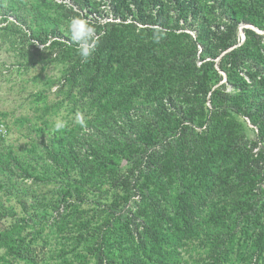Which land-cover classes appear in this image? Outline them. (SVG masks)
Instances as JSON below:
<instances>
[{
	"label": "trees",
	"instance_id": "obj_1",
	"mask_svg": "<svg viewBox=\"0 0 264 264\" xmlns=\"http://www.w3.org/2000/svg\"><path fill=\"white\" fill-rule=\"evenodd\" d=\"M70 1L0 0V44L30 33L65 65L56 101L35 94L46 139L0 149V192L24 213L0 199V264L49 263L68 246L67 264H239L247 253L260 264L264 76L260 87L258 69L250 84L238 70L264 63V0ZM76 14L99 37L86 62L68 35ZM61 109L72 118L53 132L48 114ZM28 178L58 187L29 202Z\"/></svg>",
	"mask_w": 264,
	"mask_h": 264
},
{
	"label": "rangeland",
	"instance_id": "obj_2",
	"mask_svg": "<svg viewBox=\"0 0 264 264\" xmlns=\"http://www.w3.org/2000/svg\"><path fill=\"white\" fill-rule=\"evenodd\" d=\"M67 3H71L70 0H64ZM250 26L249 24H241L239 27L241 41L244 39L245 30L244 27ZM35 29L37 28L34 25ZM259 33H264V30L254 27ZM30 33L25 35L23 33H18L12 37V41L9 45L0 44V149L7 151L9 149H14L17 152L24 153L30 147L31 143L35 141H40L46 139L45 134H41L40 128L43 126L41 120L42 101L38 102L36 95L44 94L46 100L50 103L56 101L59 96L56 95L55 91L57 89L56 83L60 79L62 72L64 70V63L61 61L49 62V50L44 49L43 46L39 45L38 42L29 38ZM36 60V64L33 66L27 65L26 62L29 60ZM42 63H47L42 64ZM253 62H247L242 65L238 73L243 77L249 84L254 83L251 72L259 70L257 74V81L260 83L261 77L264 76V63L263 65H254ZM29 66V67H28ZM223 74V81L226 82L229 88H233L232 84L227 81L226 71L220 69ZM264 81V78L261 79ZM263 85L260 83V87ZM252 89V87H249ZM263 89V88H262ZM239 90V89H238ZM264 90V89H263ZM262 91V90H261ZM36 94V95H35ZM36 96V97H35ZM56 116H63L64 119L69 120L72 115L67 109L52 110L48 114V118L53 122ZM245 124L247 126V132L250 136H254L257 133V128L255 125L249 122L245 118ZM124 164L125 161L123 162ZM23 186L27 185L29 194L27 195V200L32 202L35 196L42 198L44 195L46 197L51 196V193L57 189L56 183L50 182L45 186H34L32 184V179L28 178L22 183ZM34 196H32V195ZM7 203L8 205H13L19 215H23L20 205L16 202L15 198L7 197L4 193L0 192V199ZM132 207L137 206L136 198H132L130 201ZM84 207L87 208L86 205ZM88 209V208H87ZM52 216L49 219L48 228L56 222L57 212L55 210L50 211ZM62 226H58L59 230ZM69 245V243H67ZM40 243V247H41ZM252 246V242L250 246ZM61 246L58 247V250ZM74 250L70 246L66 248V251L61 257L54 259L55 254L60 253V251H47V254L53 258L49 263L41 262L40 264H67L66 261L72 259L75 256ZM184 259H188V254L186 250L182 251ZM252 252V251H247ZM242 251V253H247ZM248 255V258H247ZM244 257L245 260L239 264H257V258L259 259V254H256L253 258L247 253ZM258 255V256H257ZM196 256V253L192 254V257ZM89 257V256H88ZM237 262V261H236ZM184 264H188L186 261ZM260 264H264V260H260Z\"/></svg>",
	"mask_w": 264,
	"mask_h": 264
},
{
	"label": "clouds",
	"instance_id": "obj_3",
	"mask_svg": "<svg viewBox=\"0 0 264 264\" xmlns=\"http://www.w3.org/2000/svg\"><path fill=\"white\" fill-rule=\"evenodd\" d=\"M68 35L71 41L77 45V51L80 57L86 62L96 51L99 44V37L95 26L83 16L76 14L68 21ZM152 39L155 43L160 42L162 35L158 30ZM74 122L84 127L86 124L84 113L77 111L74 114ZM68 126V120L64 119L63 116H56L53 120L51 130L53 132L62 133Z\"/></svg>",
	"mask_w": 264,
	"mask_h": 264
},
{
	"label": "water",
	"instance_id": "obj_4",
	"mask_svg": "<svg viewBox=\"0 0 264 264\" xmlns=\"http://www.w3.org/2000/svg\"><path fill=\"white\" fill-rule=\"evenodd\" d=\"M247 27H249V26H247ZM244 39H245V34H244Z\"/></svg>",
	"mask_w": 264,
	"mask_h": 264
},
{
	"label": "built area",
	"instance_id": "obj_5",
	"mask_svg": "<svg viewBox=\"0 0 264 264\" xmlns=\"http://www.w3.org/2000/svg\"><path fill=\"white\" fill-rule=\"evenodd\" d=\"M244 40V39H243Z\"/></svg>",
	"mask_w": 264,
	"mask_h": 264
}]
</instances>
